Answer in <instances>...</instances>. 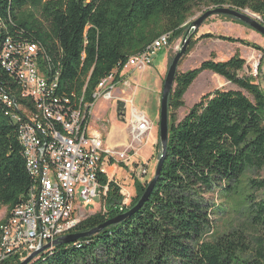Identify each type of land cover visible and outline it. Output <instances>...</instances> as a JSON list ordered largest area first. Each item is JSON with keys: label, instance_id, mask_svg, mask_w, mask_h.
Segmentation results:
<instances>
[{"label": "trees", "instance_id": "16d2710c", "mask_svg": "<svg viewBox=\"0 0 264 264\" xmlns=\"http://www.w3.org/2000/svg\"><path fill=\"white\" fill-rule=\"evenodd\" d=\"M201 3L250 9L264 24V0H0V22L7 27L0 38L10 33L37 40L53 58L62 50V59L56 58L61 84L67 92L86 87L90 100L99 80L130 56L163 34H170L169 41L183 35L193 5ZM30 7L40 9L42 19L27 14ZM204 38L262 50L221 34L207 32ZM192 45L191 40L185 55ZM211 57L177 73L169 96L167 154L143 206L96 234L57 244L30 264H264V89L256 76L243 73L247 61L239 52L224 60ZM206 70L232 87L204 93L177 121L170 111L185 105L186 91ZM8 110L0 102V210L10 212L26 195L31 177ZM159 149L161 155L160 140ZM148 184L136 181L125 211ZM122 199L111 182L105 211L85 217L72 232L91 230L125 212L118 208Z\"/></svg>", "mask_w": 264, "mask_h": 264}, {"label": "built area", "instance_id": "2783aa9c", "mask_svg": "<svg viewBox=\"0 0 264 264\" xmlns=\"http://www.w3.org/2000/svg\"><path fill=\"white\" fill-rule=\"evenodd\" d=\"M168 43L169 34H163L130 56L122 68L99 80L89 100L86 87L80 93L66 91L61 84V63L55 65L40 42L9 33L0 38V102L8 106L7 114L17 124L31 176L22 201L0 216V264L21 260L71 233L83 218L82 202L100 198L103 207L111 182L123 198L119 210L130 204V192L109 169L123 164L141 177L147 173L146 162L137 157L148 143L152 122L135 107L134 97L121 99L115 92L130 89L129 73L148 68ZM114 99L116 106L119 100L126 104L128 137L123 147L108 144L105 133L92 124L97 103Z\"/></svg>", "mask_w": 264, "mask_h": 264}, {"label": "rangeland", "instance_id": "374dc122", "mask_svg": "<svg viewBox=\"0 0 264 264\" xmlns=\"http://www.w3.org/2000/svg\"><path fill=\"white\" fill-rule=\"evenodd\" d=\"M43 1L46 2L50 0H43ZM216 7H231V6L229 5L216 6V5H209L207 3L193 5L187 21L183 24V26L185 27L183 35H181L177 39L169 41L167 46H163L156 53V55L153 56L152 64L149 66L150 68L158 67L160 61L167 56L165 65L162 70V87L164 85V80L167 75L168 68L174 56L176 55L177 51L179 50L182 44V39L189 25L191 24V22H193L199 16H201L203 12H205L206 10L216 8ZM243 11H247L249 14L251 13L255 15V17L259 21L263 22L261 16L258 15L257 13L252 12L250 9H244ZM25 12L27 14H32V15L34 14L38 18L42 19L40 16V9L30 7V8H26ZM224 16L225 15L210 17L203 23L198 33L194 35L192 39L193 45L191 46V48H189L188 53L184 55L179 65L178 72H185L187 70L197 67L198 65H200L202 61L212 58L211 54H213L214 57H216V60H224V59H227L228 57H231L229 55H231V52L233 50L236 52H239V49L237 50L236 46L235 45L232 46V43L228 41H224L218 38H204L201 40L200 35H199L201 34L200 31L202 30V28H205V25L207 24L206 29H204V33L210 32L213 34H221V35L228 36V37H235V38L241 37V39H244L251 43H255L262 48V50H259L253 47L247 48L245 45H242L241 53L240 52L239 53L247 61V65L245 66V70L243 71V73L253 74L254 76H256L257 82H259L261 87L264 89V36L249 26L247 28L248 31L246 32V31L237 29L236 27L222 25L223 23L215 24V22H213L214 20L213 18H219L220 20H226L227 18ZM239 24H242V23H239ZM3 25L4 24L0 22V27ZM242 25L247 26L246 24H242ZM1 30L2 28L0 29V33H1ZM85 35H86V32H85ZM86 43L87 41L85 42V44ZM43 47L45 48L44 45ZM62 54H63L62 50L57 51L56 54L54 53V58L53 57L52 58H53V62L55 61V65H57L56 58H58L59 56V58L62 59ZM259 68L260 70L257 72V69ZM212 73L214 74V72L210 70H206L202 72L198 76V78L195 80V82L191 85V87H189L188 90L186 91L187 96L184 95L183 97L185 105L177 109L175 112L170 111L171 114L173 113L176 115L177 121L181 120L185 116L188 110L197 102V99L203 93L212 92L216 88L232 87L231 84L220 86L217 80L214 77H211L209 75ZM138 74L140 73L132 72L129 74L128 77L130 79V84H131L130 89L126 90L125 92H123L120 89L119 90L117 89L115 94L117 97L121 99L134 97L135 107L139 110H144L145 114L152 121L155 116V113H157V106L152 97V94H151L152 91H151V87L149 86V83L139 84L141 85L140 87L136 83L134 84L133 77L137 76ZM135 86L137 87L136 89H135ZM116 101H117L116 99H114L112 102L100 100L95 107L92 124L96 126L97 128H100L105 134L111 127H117L119 129H122L126 132V134H128L127 126L125 122H122L116 116V104H115ZM149 152H150V146L145 145L140 150V153L137 157L139 160L145 161L147 164L146 165L147 173L143 174L142 177L139 176L137 172H134V173L130 172L128 167H124L123 164H120L119 166L116 167V179H118L119 183L123 184L124 188L130 192L131 198H133L136 193L135 191L136 181L144 184L146 182H150V180H152L154 176L158 158L160 155V149L159 151L156 152L154 156L156 160L152 158L153 160H151L150 163L149 161L146 160V158L149 155ZM109 172L111 173L110 169H109ZM5 210H7V207H3L0 210V216L4 214ZM101 210H102V200L100 198H96L92 203H89V204L82 202V208L80 212H81L82 217H88L89 215L97 213ZM220 221L221 220L216 221V224L219 226H221Z\"/></svg>", "mask_w": 264, "mask_h": 264}, {"label": "water", "instance_id": "95a60500", "mask_svg": "<svg viewBox=\"0 0 264 264\" xmlns=\"http://www.w3.org/2000/svg\"><path fill=\"white\" fill-rule=\"evenodd\" d=\"M218 15L230 16L236 20H239L264 36V24L262 21H259L255 17V15L249 14L247 11L235 9L232 7H216V8L208 9L205 12H203V14L199 16L196 20L191 22L182 39V44L180 48L177 51L176 55L174 56L168 68L167 75L164 80L162 96H161V104H160V119H159V140L161 143V155L160 158L158 159L154 176L152 180L149 182L144 194L142 195L138 203L128 211L120 213L117 216L108 219L104 223L100 224L95 228H92L91 230L85 232H73L67 235H63L58 237L52 243L42 245L38 250L31 252L26 257L21 259L18 264L32 263L39 255H41L45 250H47L49 247L53 245L74 243L81 238H85L90 235L96 234L101 230H103L104 228L118 224L122 222L124 219L135 214L143 206V204L151 194L153 186L159 177L161 166L167 154V145H168V137H169V96L174 87L175 79L178 73L179 63L184 57L192 38L194 37V35L198 33L203 23L208 18ZM116 113H117V117L122 122H125L126 104L124 101L119 100L117 102Z\"/></svg>", "mask_w": 264, "mask_h": 264}, {"label": "crops", "instance_id": "0c3cea01", "mask_svg": "<svg viewBox=\"0 0 264 264\" xmlns=\"http://www.w3.org/2000/svg\"><path fill=\"white\" fill-rule=\"evenodd\" d=\"M221 16V15H220ZM216 17V16H213ZM213 22H215V24H219V23H223L222 25H227V26H232V27H236L237 29H240L242 31H248L247 28L248 26H244L242 24H239L229 18H227L226 20H220L219 18H213ZM207 25V24H206ZM206 25L205 28H202V30L200 31L201 34H199L200 36L204 33V29H206ZM216 35H220V34H216ZM241 39V37H239ZM236 46V49H239V52L241 53V48H242V43L236 42V43H232V46ZM246 46V45H245ZM240 47V48H239ZM247 48H251L246 46ZM236 51H232L231 55L232 56ZM167 56L165 58H163L158 67L155 68H146L144 71L142 72H138L140 74H138L137 76L133 77L134 80V84L136 83L137 85L139 84H146L149 83V86L151 87V94L152 97L154 99V102L157 106V113H155V116L153 118L152 122V128L149 134V140L148 143L146 145L150 146V152L148 157L146 158L147 161L153 160L152 158H154L156 152L158 151V144H159V119H160V104H161V96H162V70L163 67L165 65ZM209 73V72H208ZM130 74V73H129ZM211 77H214L217 82L219 83L220 86L222 85H227L230 83L225 80L223 77L217 75V74H209ZM195 82V81H194ZM141 85H139L140 87ZM191 87V86H190ZM137 87L135 86V89ZM204 94V93H203ZM202 94V95H203ZM197 99V101L201 98V96ZM185 96H187V93H185ZM144 112V110H141ZM145 113V112H144ZM128 134H126V132L122 129H119L117 127H111L105 134V137L107 138V142L110 145H114L117 147H123L126 142H127V136ZM156 160V158H154ZM111 174L116 173V167H111L110 168Z\"/></svg>", "mask_w": 264, "mask_h": 264}, {"label": "bare ground", "instance_id": "6f19581e", "mask_svg": "<svg viewBox=\"0 0 264 264\" xmlns=\"http://www.w3.org/2000/svg\"><path fill=\"white\" fill-rule=\"evenodd\" d=\"M248 11H249V10H248ZM250 14H251V13H250ZM218 16H220V15H218ZM155 40H156V39H155ZM29 175H30V174H29ZM30 177H31V176H30ZM150 181H151V180H150ZM132 199H133V198H131V202H132ZM105 201H106V199L104 200V202H105ZM131 202H130V204H131ZM122 203H123V199H122V202H121L120 205H122ZM130 204L127 205V206H125V207H124L125 209H124L123 211H125V210L130 206ZM120 205H119V206H120ZM119 206H118V208H119ZM128 210H129V209H128ZM128 210H127V211H128ZM101 211H105V203H104V206L102 207V210H101ZM119 211H120V210H119ZM123 211H120V212H123ZM125 212H126V211H125ZM84 218H85V217H83L82 219H84ZM82 219H81V220H82ZM81 220H80V222H81ZM80 222H79V223H80ZM79 223H78V224H79ZM71 233H73V232H71ZM67 234H70V233H67ZM67 234H64V235H67ZM57 238H58V237H57ZM57 238H55L54 240H56ZM54 240H53V241H54ZM53 241H49V242H47V243H45V244L52 243ZM45 244H43V245H45ZM54 246H56V245H53V246L49 247L47 250H48V251H52L53 248H54ZM47 250H45V251H47ZM45 251H44V252H45Z\"/></svg>", "mask_w": 264, "mask_h": 264}]
</instances>
